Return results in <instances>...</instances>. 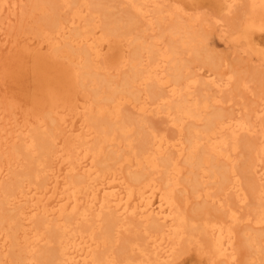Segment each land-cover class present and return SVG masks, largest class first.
Wrapping results in <instances>:
<instances>
[{"label":"bare ground","instance_id":"6f19581e","mask_svg":"<svg viewBox=\"0 0 264 264\" xmlns=\"http://www.w3.org/2000/svg\"><path fill=\"white\" fill-rule=\"evenodd\" d=\"M212 1L227 14L244 6L229 36L216 22L223 37L244 41L264 62L263 43L254 41L264 37V0ZM32 2L46 27L18 41L0 26L1 77L25 70L34 83L20 116L7 123L8 137L0 132V151L11 146L14 155L0 163V264H173L192 245L204 258L199 264H235L236 231L223 219L189 218L176 195L183 180L196 197L222 203L231 195L250 207L241 218L229 206L227 216L252 224L248 264H264V232L253 231L264 228V125L257 123L264 104L254 120L213 109L223 101L209 90L229 91L235 73L224 72L225 61L185 23V7L178 0ZM0 14L8 22L23 16V0H0ZM166 20V29L148 37ZM186 56L208 69L193 70ZM124 70L120 82L107 76ZM148 114L162 115L175 135L148 127L141 117ZM242 147L248 160L240 166ZM19 166L26 172L5 188ZM133 229L121 245L113 241Z\"/></svg>","mask_w":264,"mask_h":264},{"label":"rangeland","instance_id":"374dc122","mask_svg":"<svg viewBox=\"0 0 264 264\" xmlns=\"http://www.w3.org/2000/svg\"><path fill=\"white\" fill-rule=\"evenodd\" d=\"M11 1V0H10ZM188 11V15L183 17L185 23L189 21L192 22L193 29L206 38L210 49H212V55L217 59H222L225 61V66L221 69L224 72L235 73V81L233 87L225 92L224 94L216 93L212 88L209 90L210 95L216 96L218 99L222 100L221 104H216L213 106V109H219L228 116L236 117L239 113H247L250 115L251 119L254 120V113L256 109H260V105L264 104V62L258 59V56L250 53L246 48V44L242 41V44L234 45L228 37H223L220 33L218 23L216 18H221L226 24L227 34L229 36L234 29L237 27L241 15L244 11V6L242 4L238 5L231 14H227L226 11L218 10L217 4L212 0H191L186 3H182L178 0ZM174 3V2H173ZM23 16L17 15L15 19H12L10 22L5 20V15L0 14V26L3 25L4 31L11 37L15 38L18 41H21L27 37L33 36V33L36 31L38 26L46 27L47 19L46 16H43L39 12H36L33 9L32 0H23ZM66 16V13L64 14ZM53 16V15H52ZM196 17H199L198 20ZM168 21H165V25L162 27H155V31L148 30V37L158 36L164 29L168 26ZM172 21V20H171ZM171 23V22H170ZM143 29V28H141ZM254 41L257 43H263L264 46V37L256 34L254 36ZM246 50V51H244ZM6 52L0 49V132L9 134L10 125H7L8 122H13L15 117L20 116V110L24 108L26 94L34 91V83L32 78L25 74V70L18 71L17 74L11 77L6 76L5 78L1 77L2 67L5 64ZM188 62H192L193 70H198L199 67H202L203 70L208 69V65L204 64L202 60L191 59L186 56ZM204 60V59H203ZM20 70V69H19ZM198 73H201L199 70ZM126 75L125 70L120 74V76H112L108 74L107 76L115 82H120ZM246 82L247 87L243 86V83ZM13 103L18 104V108L13 111ZM129 114L135 117H139L134 109L127 107ZM15 114H14V113ZM147 122V126L151 128H156L159 130L165 131L168 136H174L175 132L167 125L165 118L162 115L148 114L146 117L141 116ZM11 120V121H9ZM257 123L264 125V113L257 119ZM247 139H253L248 136H242V141ZM10 142V140H9ZM10 148L7 152L3 150L0 151V163H7L10 157L14 155L10 153ZM112 147L106 148L107 159L111 154ZM244 147L240 148L238 151L237 158L239 160L240 166L247 163L248 155L243 151ZM245 150V149H244ZM16 162L17 165L21 164L23 159L19 160H10ZM5 163V164H6ZM222 163H224L222 161ZM15 176L11 175L10 179L4 183L5 188L12 186L16 182V176L22 175L26 172L25 167L16 168ZM208 187L211 188V193L213 195H221L217 191L215 184L207 183ZM204 193V192H203ZM1 194V193H0ZM177 199L184 210V212L195 220L203 219H223L227 225L231 226L238 235V245H239V259L235 264H248L251 258V250L247 246L246 232L249 228L252 227V224L243 220L237 224L233 223L228 219L227 212L229 206H235L239 210V216L243 218L247 212H249V206L240 208L234 203V197L231 195L225 196L222 198V203H214L209 198L204 196L196 197L195 193L192 191L190 185L183 180L182 186L176 192ZM188 196V203H186V197ZM229 199V204L227 202ZM1 210V208H0ZM6 210V214L9 213ZM2 225L1 216H0V226ZM137 231V229H136ZM253 231L264 232L263 229L254 228ZM134 229L131 232H122L113 237V241L118 245H121L124 239L128 237H133ZM42 250H48L50 247L48 245L42 244ZM177 259L173 264H199L201 263L203 257H199L196 252L195 246L184 247L179 250ZM218 264H227L224 261H219Z\"/></svg>","mask_w":264,"mask_h":264}]
</instances>
